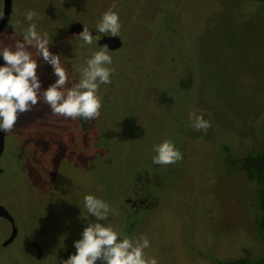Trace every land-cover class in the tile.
Returning <instances> with one entry per match:
<instances>
[{
  "label": "rangeland",
  "instance_id": "374dc122",
  "mask_svg": "<svg viewBox=\"0 0 264 264\" xmlns=\"http://www.w3.org/2000/svg\"><path fill=\"white\" fill-rule=\"evenodd\" d=\"M15 1L11 24L21 23L20 16L25 21L31 10L37 16L29 23L44 30L43 34L56 32L54 37L62 44L56 51L49 50L60 55L71 83L80 79L78 67L102 46L95 44V38L92 44L81 46L82 40L75 35L64 42L67 32L56 30L60 19L54 13H69L67 17L75 19L88 16V24L94 25L115 4L112 11L119 15L123 44L119 50L108 48L114 61L107 67L115 72L110 84L100 85L101 114L88 120L85 130L78 119L53 116L43 101L19 115L13 131L35 130L33 140L25 145L24 160L20 152L14 154L6 147L0 161V168L5 169L0 173V199L15 210L29 235L1 247L0 264H60L66 260L62 252L76 253V249L64 248L74 245L73 235H54V239L45 236L42 257L35 250L33 257L27 240L44 237L35 226L40 204L27 180L24 183L23 178L11 175L21 164L35 182L32 170L42 168L41 176L53 191L58 189L62 203L67 201L63 196L70 195L71 203L77 205L88 194L119 204L128 190L145 179L151 184L148 188H154L153 195L148 190L146 194L151 210L133 213L128 209L119 217L112 214L109 222L118 230L125 229L122 234L130 238L146 237L150 246L144 249L145 257H155L158 264H230L259 256L264 251L256 226L259 186L237 161L259 150L264 130V1ZM1 6L0 1V10ZM19 28L20 32L14 27L4 31L0 47L14 48L27 26ZM29 51L37 60L43 91L53 84L48 79L54 70L34 54L33 47ZM193 112L210 122L207 132L192 127L189 114ZM50 116L59 120L60 129L41 135L43 130L37 125L49 124L46 118ZM74 124L79 127L65 130L74 132V140L62 135V127ZM166 139L183 158L164 166L165 174L159 175L158 170L154 180L149 176L152 182H148L152 168L142 165L152 164L154 145ZM113 156L114 169L108 164ZM131 169L141 174L136 182H132ZM6 224L0 218V243Z\"/></svg>",
  "mask_w": 264,
  "mask_h": 264
},
{
  "label": "clouds",
  "instance_id": "9594fccd",
  "mask_svg": "<svg viewBox=\"0 0 264 264\" xmlns=\"http://www.w3.org/2000/svg\"><path fill=\"white\" fill-rule=\"evenodd\" d=\"M115 7L113 4L102 14L96 26L99 33L119 36V15L112 11ZM36 16L37 13L30 10L26 13L25 20L33 21ZM0 19H3L2 12ZM78 36L84 44L93 43L94 36L86 26H83ZM95 39L98 42L100 37ZM49 45L48 34L41 36L36 30V24L29 23L23 39L17 40L14 48L0 47V57L6 62L4 66H0V131L11 132L19 115L31 111L40 101L49 106L53 116L73 120L99 118L102 107V97L97 94L99 87L101 84H110V76L115 72L114 68L107 67L112 64L108 46H102L84 65L78 67L80 79L71 83L65 67L61 65L60 55L50 52ZM30 47H34L43 61L52 66L57 77L43 91L37 75V60L32 57ZM189 118L197 131L207 132L211 127L210 122L202 115L193 112L189 114ZM153 150L156 153L152 158L153 163L157 165L175 164L183 158L182 153L168 139L154 145ZM84 207L88 216L95 218V222L84 228L82 239L74 242L76 253L60 264H97V261L100 264H158L155 257H145L144 249L150 246L146 237L133 239L115 231L110 223H101L108 220L112 211L107 202L88 194L84 196Z\"/></svg>",
  "mask_w": 264,
  "mask_h": 264
},
{
  "label": "flooded vegetation",
  "instance_id": "af4514ba",
  "mask_svg": "<svg viewBox=\"0 0 264 264\" xmlns=\"http://www.w3.org/2000/svg\"><path fill=\"white\" fill-rule=\"evenodd\" d=\"M0 1L2 2L0 12L3 13V19H0V35L4 31L9 29L10 27H14L20 32L19 27H22L23 24H24V27L28 26L29 22L27 20L23 21V17H21V16H20L21 23L19 21L14 23V21H13L11 24V22H10L11 17L13 15L14 5L16 4L15 0H11L9 4L7 3V0H0ZM25 3H27L26 0L23 1V4H25ZM8 5H10V6H8ZM18 5L21 6V4H18ZM67 14H69V13H64V14L61 13V16H60V14L54 13L55 18L60 19V25H55L56 30L63 29L64 31L67 32L66 33L67 37L65 36L64 42L66 40H69L70 37L74 36V35H75V37L78 38L79 33L82 32L83 26H86L87 28L92 30L91 33L94 36V38L97 36L100 37V39L103 38L104 36L109 37L106 34H102V33L98 32L97 27H96L97 24H94V25L88 24V20H87L88 16H85L81 19L79 17H77V19H75V18L67 17ZM62 20L65 21L64 24H63ZM36 30L39 34H41V36H43L44 30L39 29L37 25H36ZM54 33H56V32H54ZM54 33L50 34V32H49V35H48L49 43H50L49 47L53 51H56L58 49V47L61 46L62 43L56 41V39L54 37ZM118 37L121 40L120 35ZM99 41L98 42L95 41V44L96 45L99 44V46L107 45V44H100ZM121 42H122V40H121ZM78 44L81 46H85L83 41L78 42ZM122 44H123V42H122ZM122 44H121V46H119L117 48H111L108 45L107 46L111 50H116V49L119 50L122 47ZM33 52H34V54L37 52L34 47H33ZM68 57H70V55L68 54V52H66V57H64V58L67 59ZM112 61H114V59ZM5 63L6 62L3 60V57H0V66H4ZM49 77L51 79H48V80H52V82L54 83L56 80L54 75H52L50 73ZM47 88L48 87L45 86V89H47ZM44 116H45V114H44ZM69 119L70 118H67V120H69ZM77 119L80 122V125L74 124V125H71L70 127H62V135H67L68 137H72V140H74L75 139L74 132L71 131L69 133H66L65 132L66 129H72L74 127H79V126H81L82 130L86 129V127H87L86 122L88 120H85L83 118H77ZM46 120L49 121L50 123L48 124L47 122H42L40 125L38 124L37 127L41 128L43 131L36 130V132H38V131L41 132V135L44 134V131L45 132L49 131V132L58 133V131L60 129V126H58L59 120H54V118H52L51 116L49 119L46 118ZM125 121L128 122V119ZM77 125H79V126H77ZM46 129H49V130H46ZM34 131H26L25 132L24 130H22L20 132V134H18L17 131H13V130L11 132H7V133L0 131V161H1L2 155L4 154L7 146H9L10 149L13 150L14 154L20 152L19 156H20V158H22V160H24V158L26 156L25 155V145L28 142L33 140L32 133ZM62 145H64L63 141H62ZM111 150H112V148H111ZM111 150H110V153H111ZM155 155H156V153H155ZM64 156L66 157V155H64ZM150 158L152 159V155L150 156ZM14 160L17 162L16 159H14ZM114 160H115V158L113 156V162L110 163L108 161V164H109V166L112 167V169H114V163H115ZM151 163L152 164L148 165L147 167H148V169L152 168V171H151L152 174H154L158 170L160 171V173L162 171V174H165L166 169H164V166L161 165V168H157L158 165L153 163V159L151 160ZM120 164H122L121 159L119 160V166H120ZM167 167H169V166L167 165ZM28 170L29 169L25 168L21 164V167H17V166L14 167L11 175L15 174V175H17V177L23 178L24 183L27 180V182L33 187V191L36 194L35 197H37V193H38V197H37L38 199L37 198L36 199L40 204V209H39V217H38V220H37V223L35 226L38 227V233H40V236L41 237L44 236V237L39 238V239H33L31 236V238L29 240H27V244L29 241V245H30L29 247L33 251V257H34V250H35L36 254H38V257L40 258V257H42V254L45 252V236H51L54 239V235L66 236L67 234H69V235L74 236V238L72 240H70L71 242L74 243L75 241L79 240V238H77L79 235L82 236V232H83L84 228L87 227L90 223L95 222V218L91 217L90 215L88 216L87 210L84 207V200L77 205L76 203H71V199L68 198L70 195H67V196H63V197H65V199H67V201L62 203L63 202L62 195H60V196L57 195L58 189L55 188L56 191H53L52 189H54V188L50 187L49 184L46 183L45 179L41 176L42 168H40V169L36 168L35 170H32L35 174V177L37 178V182H35L33 179H31V178H33V176H31V172ZM131 170H132L131 172L134 173L135 170H133V169H131ZM0 173L1 174L5 173V169L3 167L0 168ZM138 177H137V179H138ZM137 179L132 176V182H136ZM152 180H154V178ZM33 182H35V184H32ZM37 183H38V185H37ZM36 186L39 188V190ZM19 188H22L24 190V192L25 191L28 192V190H29V189H26L24 186H20ZM142 188H143V185H142L141 180H140L138 187L135 189H132V190H128L129 192L125 193L124 199H122V201L116 205L113 204V202H111L112 200L109 201V199L107 197L105 202H107L109 204L110 209L112 211L109 213L108 220L107 221H101V223H104L105 225L109 224L110 223L109 219L111 218L112 214H114L116 217H119V215H123L125 212H128V209H130L133 213L142 212L143 210L148 209L147 208L148 207L147 197L149 194L146 195L147 190H143ZM148 191H150V194H152V195L154 194V192H153L154 188H148ZM110 193L111 192H109V197H110ZM142 193H145V194H142ZM33 202H35V200H33ZM153 205L154 204H151L150 207ZM150 210L151 209H148V211H150ZM85 216H88V217L86 219H84ZM0 218L3 219L8 224V225L6 224L7 227L4 230L5 234H3V237H2L3 240L0 243V249H1V247L6 248L9 245H12L20 237V235L23 236L24 234H28L23 229L22 225L19 224V222H18L19 218L16 216L15 210L13 208L7 206L6 204H4L1 199H0ZM21 227H22V231H21ZM81 227H83L82 230H81ZM112 227L115 231H117L119 233H122L125 230V229L118 230L113 225H112ZM81 236H79V237H81ZM64 248H67L69 250L75 249L74 245L73 246L65 245ZM69 256H70L69 253H65V254L63 252L61 253V257L63 259H67ZM98 264H100V261Z\"/></svg>",
  "mask_w": 264,
  "mask_h": 264
},
{
  "label": "trees",
  "instance_id": "16d2710c",
  "mask_svg": "<svg viewBox=\"0 0 264 264\" xmlns=\"http://www.w3.org/2000/svg\"><path fill=\"white\" fill-rule=\"evenodd\" d=\"M257 1H264V0H257ZM238 166H240L242 169H244L248 175L254 179L258 183V199H259V213L256 218V226L258 233L260 235V239L264 243V130L262 134V141L260 144V148L257 152L250 153L242 158H240L238 161ZM143 169L147 167V165L143 166ZM131 172V171H130ZM146 172V171H144ZM143 173V172H142ZM148 173V172H146ZM147 175V178L153 179L157 176L158 171L152 174L150 171ZM160 173L159 175H161ZM131 175L137 179L138 175L131 172ZM148 179V182H152L151 179ZM141 183L143 185V190H148V187L151 184H147L145 179L141 180ZM155 183V182H153ZM230 264H264V251L259 255L255 257H244L237 260H234L230 262Z\"/></svg>",
  "mask_w": 264,
  "mask_h": 264
},
{
  "label": "water",
  "instance_id": "95a60500",
  "mask_svg": "<svg viewBox=\"0 0 264 264\" xmlns=\"http://www.w3.org/2000/svg\"><path fill=\"white\" fill-rule=\"evenodd\" d=\"M11 0H7V3L9 4ZM10 6V5H8ZM89 29V28H88ZM83 30V28H82ZM90 32H92L91 29H89ZM109 37L104 36L103 38L100 39V44H107L109 47L111 48H117L119 46H121L122 42L120 40L119 37H111L110 35H108Z\"/></svg>",
  "mask_w": 264,
  "mask_h": 264
}]
</instances>
